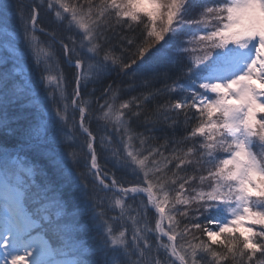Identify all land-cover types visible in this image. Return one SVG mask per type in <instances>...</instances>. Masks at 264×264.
I'll return each instance as SVG.
<instances>
[{
	"label": "snow or ice",
	"instance_id": "snow-or-ice-1",
	"mask_svg": "<svg viewBox=\"0 0 264 264\" xmlns=\"http://www.w3.org/2000/svg\"><path fill=\"white\" fill-rule=\"evenodd\" d=\"M0 264H264V0H0Z\"/></svg>",
	"mask_w": 264,
	"mask_h": 264
},
{
	"label": "trees",
	"instance_id": "trees-1",
	"mask_svg": "<svg viewBox=\"0 0 264 264\" xmlns=\"http://www.w3.org/2000/svg\"><path fill=\"white\" fill-rule=\"evenodd\" d=\"M196 14H197V13H193V17H194ZM40 23H41L42 26L47 27V28L55 27L54 22H53V17H52L51 14L45 15L44 18H43V20H42ZM38 35H41V34L38 33ZM42 38H45V37L42 36ZM71 71H72V70L65 68V73H66V75L69 76V80H71V76H70V72H71ZM110 79H114V77H113V78H110ZM121 81L123 82V84H127V83H129V80H128L127 77H123V76L120 77V78L117 80V83H120ZM103 83H104V84L108 83V80H105ZM161 86H162V85L159 84V83H157V84L155 85V87H157V88H159V87H161ZM70 87H71V85H69V88H70ZM100 87H101V85H97V88H100ZM137 91H139V89H137ZM135 94H136L135 92H133V93L122 92L121 98H122V99H127L129 95H135ZM97 95H99V92H97ZM96 127H97L96 122L93 121V123H92V129L95 131V130H96ZM98 151H99V150H98ZM101 163H102V164L104 163L102 156H101ZM108 167H111V164H109ZM118 175H120V173H118ZM126 179H128V180H132L133 177H132L131 175H127V176H126Z\"/></svg>",
	"mask_w": 264,
	"mask_h": 264
}]
</instances>
